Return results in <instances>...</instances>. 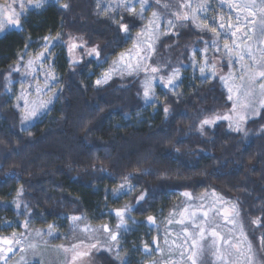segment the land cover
Returning a JSON list of instances; mask_svg holds the SVG:
<instances>
[{"label": "trees", "instance_id": "trees-1", "mask_svg": "<svg viewBox=\"0 0 264 264\" xmlns=\"http://www.w3.org/2000/svg\"><path fill=\"white\" fill-rule=\"evenodd\" d=\"M149 1L176 19L172 31L156 43L152 63L159 66L157 75L166 78L179 69L174 89L156 82L160 93L152 104L143 95V73L101 85L95 78V66L117 55L144 27L145 19L136 13L105 15L98 0H50L22 16L20 29L0 32V237L21 221L27 230L51 225L69 234L70 217L77 216L118 234L112 241L117 252L95 251L96 264H166L158 258L161 233L184 193L216 192L236 204L263 261L259 238L264 226L252 221L264 225V108L241 129L223 120L202 127L205 118L232 106L220 77L200 78L192 71L194 49L216 39L210 28L176 18L174 13L187 10L180 8L185 0ZM117 22L127 24L128 32ZM70 35L96 46L100 59L70 62L65 52ZM56 36L62 41L57 60L61 93L47 114L24 127L15 105L17 69ZM121 184L133 189L118 194ZM142 193L145 198L138 201ZM125 205L131 211L117 229L115 211ZM207 264L216 263L210 259Z\"/></svg>", "mask_w": 264, "mask_h": 264}, {"label": "rangeland", "instance_id": "rangeland-1", "mask_svg": "<svg viewBox=\"0 0 264 264\" xmlns=\"http://www.w3.org/2000/svg\"><path fill=\"white\" fill-rule=\"evenodd\" d=\"M50 0H47L49 2ZM7 0L5 3H8ZM46 2V3H47ZM44 3V5L46 4ZM118 0H98L99 10L105 15L121 14L123 11H127L122 5L117 7ZM133 6L135 7V13H140V5L136 0H132ZM199 3H207L208 7L206 11H201L197 13L195 23L199 25L200 29H203L205 24L211 25V27L216 28L214 33L216 44L215 46H205L202 48H197L195 63L192 62V71L194 75L205 78L214 77L212 72H215V76L223 77L222 80L227 92L228 97L231 95L232 103L231 108L223 110L218 114L211 116L210 118L216 116H228V119L216 120L213 124L219 121H227L229 127L232 129H241L247 120L254 118L258 115L261 104L264 103V94L260 89L259 83L264 81H259L258 72L260 69V64L264 63V38L259 35V29L253 30L252 25H248L247 30L245 29L244 19L245 17L254 18L257 21L264 8H262V0H254L255 7H252L253 0H191L193 8ZM2 5V4H0ZM244 5L249 7L245 8ZM39 9V8H34ZM29 11V10H28ZM27 11V12H28ZM186 11L191 12V9ZM26 12V13H27ZM153 12L157 13L158 19L156 24L158 27L153 30L152 26L149 25V21L153 19ZM255 12L256 16L252 17V13ZM133 14V12H132ZM141 16V15H140ZM142 18L145 19V25L142 29L147 28L146 32H142V29L135 32L132 36V41L123 48L117 55L110 58L108 61L100 62L95 67L98 69L96 71V82L102 78V75L106 72H110L115 65L116 71L112 72L110 81L116 76H127V75H137L143 73L146 77L144 79V84L146 79H151L153 74L150 71L151 67H157L155 63H152V57L154 54L155 46L158 39L165 33L172 31L176 24V19L168 16H164L160 10L153 8L151 2L145 7L142 13ZM207 17L208 19H204ZM239 17L241 23L237 25L236 18ZM215 18L226 25H235L231 30L219 29L216 25H212L211 21ZM173 21L174 26L169 28L168 21ZM182 20V19H180ZM239 28V31H237ZM211 29V28H210ZM232 32H236L233 36ZM158 36V38H156ZM59 36L54 37L52 40L47 42L48 48L45 45L33 51L26 59L24 64L18 68V79L15 86V105L21 113L22 125L28 127L34 124L40 117L47 114L51 108L54 106L59 98L62 89L61 76L58 74L57 60L61 52H58L61 48L62 41ZM228 44L229 52H225L224 45ZM78 45L76 48L71 49L70 45ZM66 56L68 60L72 63H82L87 59H100L99 56L95 54L89 55L92 48L96 46H89L87 41L81 36L70 35L66 41ZM152 46V50L148 51V46ZM205 48L207 52L205 53ZM219 49V51H217ZM251 51L252 56L248 55ZM41 53L46 54V59L39 60L38 57ZM123 54V59L121 56ZM195 53L193 52V55ZM243 55L244 59L240 60V56ZM147 56V60H141V57ZM205 58L209 61L205 65ZM224 59V61H223ZM33 61L32 65L29 66L28 62ZM126 65H131V68L125 67ZM138 65H142L139 70H135ZM214 66V67H213ZM200 67L205 68V73L202 75L199 71ZM124 69L121 71V69ZM148 68V71L144 69ZM251 69L257 71V81L251 84V92L248 96L243 95L247 90L244 85L249 83V72ZM131 72L132 74H129ZM243 76L244 79H240ZM177 81L175 83L177 84ZM106 82V83H107ZM156 82L161 83L159 80L152 81V94L146 99L147 103L152 104L153 98L156 97L160 90H156ZM47 83V87L45 84ZM105 84V83H101ZM98 84V85H101ZM165 87V86H164ZM39 88L41 91H37ZM168 88V87H166ZM50 89V90H49ZM170 89V88H169ZM231 89V91H230ZM51 103L47 104L45 109H39L37 115L30 117L25 120L24 117L28 116L33 108H36L42 102ZM236 105L235 109L233 105ZM241 105H250L249 108H243ZM243 116L244 119H240ZM204 125V126H212ZM126 188L119 189L118 194L124 193ZM209 205L212 208L219 209V214L216 211H209V216L205 220L202 216V212L209 209ZM225 211L228 214V219H225ZM195 213V217L192 214ZM173 215L168 217L166 225L164 226L165 231L161 234L163 236V244L161 246L162 256L161 258L166 264H190L189 261L181 256V251L185 253L191 244V236L196 234L197 241L204 245V251L198 257V264H207V261L213 260L216 264H249L248 258H252V264H264V260H260V256L257 254L256 242H252L245 230V227L239 217L237 206L234 202L225 199L220 194L216 192H208L194 197L190 195L184 196L181 203L176 206ZM183 221V223H181ZM193 221L198 224H202L206 229V235L204 240L199 239V234L193 228ZM22 225L23 228H18ZM79 228H84L85 225L89 226L91 229H100L102 226H94L89 224L85 219L78 221ZM14 230L9 234L3 235L2 237L13 238L20 240V244L14 245L16 249L14 253L7 252L8 245L0 243V264H68V259L72 253H65L58 249L59 245H68L75 242V238L80 236H95L99 240V244L96 249L91 250V254L85 257L83 261H77L76 264H96L94 262V253L109 248L111 250H117L119 247L115 242H112L109 238V234L106 232H89L80 233L79 231L73 230V221L71 228L69 229V234L60 233L58 230H53V235H47L49 228L47 229H31L27 230L25 222H15ZM188 228L189 240L188 244H184L185 232L184 228ZM215 228L221 236H227L232 239L234 244H238L240 252L236 251V248L228 247L221 244L219 240L215 241V246L213 245L214 238L211 236V230ZM41 232L42 236H37L36 233ZM67 236L64 243L62 239ZM95 242V241H93ZM29 243L35 245V247H29ZM249 244L251 245V251H249ZM182 245L183 247H178ZM256 245V246H255ZM255 246V247H254ZM220 249V254L224 257L222 261L218 256L214 255L216 248ZM23 248V251L19 249ZM257 248V249H256ZM83 250V249H81ZM209 263V262H208Z\"/></svg>", "mask_w": 264, "mask_h": 264}, {"label": "snow or ice", "instance_id": "snow-or-ice-1", "mask_svg": "<svg viewBox=\"0 0 264 264\" xmlns=\"http://www.w3.org/2000/svg\"><path fill=\"white\" fill-rule=\"evenodd\" d=\"M47 0H9L8 3L6 4H2L0 5V32H4L6 29H20L21 24V17L24 16L26 14V12L28 10L34 9V8H41L43 7L44 3H46ZM137 3H139L140 5V13H137L138 15L142 16L143 11L145 10V7L148 5L149 0H136ZM157 3L160 2V0H156ZM123 6L127 11L129 12H133L135 13V7L133 6L132 0H118L117 3V7ZM65 8L68 7L67 4L63 5ZM165 7H168V5H164ZM207 3H199L197 4L194 8L191 4V0H185L184 3H182L180 5L181 9H191V12L188 11H183V12H177L174 13V15L176 16V18L178 20L182 19V20H189L192 19L193 21H195L197 13L201 12V11H206L207 10ZM243 7L247 8L249 7L248 5H244ZM252 7H255V3L253 0V4ZM262 8H264V0H262ZM153 19L151 21H149V25L152 26L153 30H155L158 25L156 24V20L158 19L157 17V13L153 12L152 14ZM256 13L253 12L252 13V17H255ZM204 19H208L207 17H205ZM222 19L220 21L216 20L215 18L212 19L211 24L212 25H216L219 29H225L227 28L228 30H231L235 25L232 24H228L226 25L224 22H222ZM123 20V17H121V21ZM119 24V28L121 30H123L124 32H128V25L123 23V22H117ZM168 27L171 28L174 26L173 21L169 20L168 22ZM236 23L237 25H239L241 23L239 17L236 18ZM244 25H245V29L247 30L248 25H252L253 26V30H255L256 28L259 29V35L261 38H264V11L261 12L260 16H259V20L257 21L254 18H249V17H245L244 19ZM197 27L199 28L200 26L197 25ZM211 28V30L215 33L216 32V28L215 27H211V25L209 24H205L203 29L201 30H207ZM148 29H142V32H146ZM237 31H239V28H237ZM232 35L235 36L236 32H232ZM158 38V36L156 37ZM45 41H48L50 38L49 37H45L44 38ZM57 39H59L57 37ZM262 42H264V40H262ZM216 41L213 40L212 41V46H215ZM78 45L76 44H71L70 45V51L73 48H76ZM45 48H48V44H45ZM225 48V52L227 54V52H229L231 49H229L228 44L226 43L224 45ZM152 50V46L149 45L148 46V51ZM196 51H199L198 49H194V53ZM205 53L207 52V48H205ZM217 51H219V49H217ZM91 54H95L96 56H99V52L97 51L96 48H92L89 52V55ZM249 56H252L251 51L248 52ZM147 56H143L141 57V60H147ZM22 59V57H21ZM39 60H44L46 59V54L45 53H41L40 56L38 57ZM121 59H123V54L121 56ZM244 56L241 55L240 56V60H243ZM33 63V61H29L28 64L29 66H31ZM195 63V61L193 62ZM209 63V61L207 60V58H205V65H207ZM125 67L127 68H131V65H126ZM142 67V65H138L135 70H139V68ZM214 67V66H213ZM260 70L258 72V76H259V81H264V63L260 64ZM18 70V69H17ZM124 69L122 68L121 71H123ZM145 71H148V68L144 69ZM116 71L115 65L113 66L112 70L110 72H106L102 75V78L100 80H97V84H101V83H106L107 80L110 78L112 72ZM151 73L153 74H157L160 72V69L157 67H151L150 68ZM199 71L201 72V74L203 75L205 73V68L204 67H200ZM129 74H132L131 72H129ZM212 75L215 76V72H212ZM208 77L205 76V79H207ZM179 79V69H172L171 73L169 75H167V77L165 78L164 76H159V75H153L151 77V79H146V82L144 84V91H143V95L144 97L147 99L150 94H152V81L155 80H159L161 82V84L165 87H169L174 89L175 87H177L178 85L175 83L176 80ZM220 79H224L223 77H220ZM240 79H244L243 76L240 77ZM249 83L245 84L244 87L247 89L243 95L248 96L251 92V84L259 82L257 81V71L255 69H251L249 72ZM47 83L45 84V87H47ZM260 89L262 91V94H264V82H260L259 83ZM38 92L41 91V89L37 88L36 89ZM50 90V89H49ZM231 91V89H230ZM229 100L232 99V96L230 95ZM51 103V100H49L48 102H42L41 104H39L36 108H33L31 110V112L28 114V116H25L24 119L27 120L30 117H34L37 115V112L39 109H45L47 107V104ZM236 105H233V108L235 109ZM241 107L243 108H249L250 105H241ZM261 107L264 108V103L261 104ZM164 111L167 113L168 112V108H165ZM219 119H228V116H216L213 118H205L202 122H201V126L203 127V125H210L213 124L216 120ZM240 119H244L243 116L240 117ZM128 177H125V180L127 181ZM121 189L127 188L129 191H131L133 189V186L128 185V184H121L120 185ZM115 194V193H114ZM185 196L190 197L189 193H184ZM145 198V194H141L138 197V201H142ZM17 207H19V204H17ZM214 209L212 208L211 205H209V209L206 211L202 212V216L203 218L206 220L209 216V211H213ZM131 211V206L130 205H125L122 209H117L115 211V215L119 218V223L117 224V229H120L121 227H123L125 225V219H126V214L129 213ZM214 211H216L217 214H219L220 210L219 209H215ZM195 213L192 214V217H195ZM130 219V217H128ZM70 219L73 221V230L74 231H79L80 233H89V232H106L109 234V238L111 241H117L118 238V234L117 232H113L107 225L102 226V228L100 229H91L89 226L85 225L84 228H79V224L78 221H80L82 219V217H77V216H72L70 217ZM148 221H153L154 218L149 216ZM225 219H228V214L225 211ZM181 223H183V221H181ZM253 224H257L260 226H264L261 225V221L259 219L257 220H253L252 221ZM27 225V222H25V226ZM52 227L53 226H49V231L47 233V235L51 236L53 235L52 233ZM193 228L196 230V232H198L199 234V239L202 241L205 239V235L207 232V229L202 225V224H198L195 223L193 221ZM184 232H185V237H184V244H188V240H189V235H188V228L185 227L184 228ZM37 236H42L41 232H37L36 233ZM211 236L214 238L213 240V245L215 246V241L219 240L221 242V244L226 245L228 247H232V248H236V251L239 253L240 249L238 247V244H234L232 239L227 237V236H221L220 233L213 228L211 230ZM260 246L262 248H264V235H262L260 238ZM95 241V242H93ZM0 243L4 244V245H8L9 247L7 248V252L9 253H14L16 251V249L13 247L14 245H18L20 244V240L16 239L15 237L13 238H7V237H0ZM99 244V240L97 237L93 236H88L85 235L83 236V238H81L80 236H77L75 238V242H72L70 244L66 245H59L58 249L64 251L65 253H72V255L69 257L68 259V264H76V262L79 261H83V259L85 257L90 256L91 254V250L92 249H96L97 245ZM155 244V241H154ZM29 247H35L34 244L29 243L28 245ZM178 247H183L182 245H178ZM83 249V250H81ZM156 249L159 250V245L156 244ZM111 249L109 248V251ZM19 251H23V248L19 249ZM145 251H150L148 246L145 245ZM204 251V245L198 243L197 241V236L196 234H193L191 236V244L188 248V251L185 253L184 251H181V256L186 259L187 261L190 262V264H198V257L202 254V252ZM249 251H251V245L249 244ZM214 255L218 256L219 259H221L222 261L224 260V257L220 254V249L217 247L213 253ZM119 259V257H117ZM249 264H252V258L249 257L248 258ZM121 264H128V262L126 260H123L121 262Z\"/></svg>", "mask_w": 264, "mask_h": 264}]
</instances>
